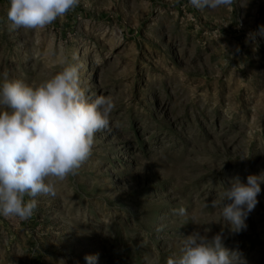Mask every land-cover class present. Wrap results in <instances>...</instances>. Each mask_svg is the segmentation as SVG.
I'll use <instances>...</instances> for the list:
<instances>
[{
    "label": "rangeland",
    "instance_id": "obj_1",
    "mask_svg": "<svg viewBox=\"0 0 264 264\" xmlns=\"http://www.w3.org/2000/svg\"><path fill=\"white\" fill-rule=\"evenodd\" d=\"M8 7L0 84L74 65L88 101L115 107L55 196L27 220L0 216V264H167L193 231L264 264V183L239 233L213 206L236 177L264 173V0H80L41 30L13 29Z\"/></svg>",
    "mask_w": 264,
    "mask_h": 264
},
{
    "label": "clouds",
    "instance_id": "obj_2",
    "mask_svg": "<svg viewBox=\"0 0 264 264\" xmlns=\"http://www.w3.org/2000/svg\"><path fill=\"white\" fill-rule=\"evenodd\" d=\"M80 0H9L7 18L13 29L41 30L65 17ZM197 9H231L235 0H190ZM264 33V28L261 29ZM67 61L62 60L61 64ZM0 84V216L29 219L38 206L36 197L57 194V183L77 174L89 158L95 133L109 129L115 104L110 96L89 102L80 87L78 68L63 67L37 85L9 79ZM118 127V122L114 125ZM264 173L236 177L213 206L239 233L258 204ZM28 197V199H25ZM184 209L179 213L183 214ZM180 254L167 264H247L242 255L224 245L223 233L211 239L199 231L184 236ZM97 255H87L96 264ZM148 264H158L153 258Z\"/></svg>",
    "mask_w": 264,
    "mask_h": 264
}]
</instances>
